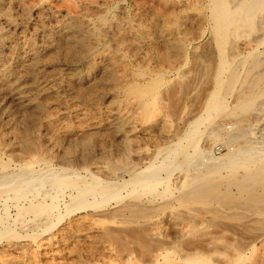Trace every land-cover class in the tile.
I'll return each mask as SVG.
<instances>
[{
	"label": "bare ground",
	"instance_id": "6f19581e",
	"mask_svg": "<svg viewBox=\"0 0 264 264\" xmlns=\"http://www.w3.org/2000/svg\"><path fill=\"white\" fill-rule=\"evenodd\" d=\"M125 1L0 0V197L11 192L20 202L31 195L49 199L19 206L18 222L29 214L48 221L64 204L105 199L127 183L124 163L141 140L135 130L155 129L169 145L144 159L148 162L136 168L130 182L156 184L162 171L182 165L198 173L177 187L176 204H124L112 216L125 229L93 228L81 236L108 242L119 252L138 247L143 257L160 251L157 264L162 259L174 264L171 248L155 238L161 224L151 220L175 205L187 210L176 216L188 224L198 220L203 225L207 216L213 226L226 218L243 232H264V148L245 134L246 122L264 111L258 98L264 89L257 91L264 84L259 51L264 47V0H130L131 11L121 6ZM242 51H247L244 59ZM189 61L192 70L182 76ZM248 61L241 79L238 65ZM233 93L236 105L229 108L226 99ZM225 112L235 119L236 131L228 137L234 149L219 163L213 159L204 165L200 127L211 126ZM123 129L128 133L120 147L118 130ZM96 147L98 155L92 158ZM4 155L19 169L11 170ZM163 155L175 159L155 166ZM58 158L64 168H53ZM169 186L161 192H174ZM74 222L84 227L81 219ZM139 222L144 225L134 228ZM8 227H2L5 235H11ZM204 233L199 234L209 244L234 249L226 264H243L248 244ZM194 249L197 253L184 262L200 260L201 249Z\"/></svg>",
	"mask_w": 264,
	"mask_h": 264
},
{
	"label": "rangeland",
	"instance_id": "374dc122",
	"mask_svg": "<svg viewBox=\"0 0 264 264\" xmlns=\"http://www.w3.org/2000/svg\"><path fill=\"white\" fill-rule=\"evenodd\" d=\"M121 6L126 7L129 11L133 9L130 0L125 1ZM25 31L29 32L27 28L25 29ZM203 42L204 40H200L197 43ZM259 51L261 53V56H264V47H261ZM246 52L247 51H242V53L244 54L242 55L243 59L248 56L245 55ZM248 64H250L249 61L247 63L241 62V64L238 65L237 70L241 79L245 78V76L247 75L245 71L249 69V67H247L249 66ZM261 68L263 67H260L259 69ZM191 70L192 64L191 61H189L187 66L181 73L182 76ZM238 85L239 83H237L235 91L236 89L238 90V88H240V85ZM261 85L258 86L257 91L264 89V84L261 83ZM197 93L198 92H195V94ZM235 96L236 95H234L233 93L227 97L226 102L229 108H232L236 105ZM258 98L260 100V103H264V94ZM194 115H196V113ZM254 117L255 118H250V121L246 122L245 134L252 140L253 143H258V145L261 144L259 146L264 148V111L261 110L259 114H256ZM176 119H178V117ZM214 119L212 120L213 123L211 124V126L208 124L207 126L200 127L202 135L198 150L204 153L200 155V162L204 165H208L213 159L216 160L215 162L219 163L222 158L226 157L234 149L230 147L228 137L230 134L236 131V128L233 127L232 123V121H234L235 119H230L227 116L226 112L222 116H217L216 119ZM175 125L176 124H174L173 126L174 129ZM218 126L220 127L218 128ZM157 131L158 130L155 129L149 131L148 129H146L143 131L140 128L135 130V133L141 140H138V143H135L134 147L130 150L129 155H127V161L124 163V165H126L125 171L128 172L125 173V175H123L122 177L126 179L125 181L127 183L124 182L119 185L118 192H112L113 194H109L105 199L96 198V200L94 198H90V201L88 200V203L75 206H72L73 202L64 204L60 206V208L58 207L56 209L55 214L48 221H43L42 218L36 216L34 217V215L29 214L25 216L23 221L18 222L15 218H17L19 206H29L30 203L36 204L37 202L46 201L47 198L44 197V195H31L29 196L28 200L20 202L12 198L11 192H9V194L7 193L5 197H0V264H157L155 256L162 254V252L160 251L155 254L153 253L148 257H143L138 251V247L136 248L135 246H132L129 247V250L127 251L119 252L116 246L108 242H105L103 240L94 241L89 237L81 236V234L86 235L89 229L93 228L101 229L102 227H106L112 230L125 229L124 224L121 221L120 223L117 222L119 219L116 218L114 220L113 217L114 212L124 204L143 203L148 206L150 205L152 207H156L163 206L169 201H173L175 203V199L180 194V192L177 190V187L179 185H182L183 182L185 183V180L190 179L198 173L196 167H193L191 169L189 166L182 165L180 169L173 168L170 172L162 171L160 174H158L159 177L155 178L156 184L153 183L151 185H146L144 184L146 182H143L141 180H131L130 182V175L135 173L136 168L146 161H144V159L153 156L155 151L159 150V146L165 148L167 147V145H169V142L165 141L164 138L161 137L162 131ZM60 133L65 136L67 135L63 130H61ZM96 133L100 134V132ZM127 133L128 132L125 129L120 131L118 130L119 138L117 139V142L120 147L125 145V143L122 142ZM150 136H152V139L149 138ZM148 138L152 141L154 139V143H151L150 140L148 141ZM155 143L157 144L155 145ZM186 147L188 148L189 146L186 145ZM238 148L239 147H235V149ZM98 149L99 147H96V149L93 148V150L90 152L92 158L98 155ZM188 152L189 154H194V151L191 147L188 148ZM2 159L3 162L8 163L7 165L11 168V170L19 169V163L14 161V159L7 158V156L5 155ZM174 159V157L172 159H167V155H163L157 161H154V165L158 166L162 162L167 164V162ZM51 164H53V168L55 169L64 168L66 166L65 162L59 158L53 160ZM82 170L84 169H80L79 171ZM93 172H95V170ZM105 175L102 176V178L107 176ZM166 185H170L169 187H171L174 192H166L167 194L161 192ZM45 186L46 187L44 189L50 191V187H48V185ZM69 194L70 192H66V196ZM115 196L116 198H114ZM108 199H110V201ZM65 200L68 201V198H66ZM47 201H49V199H47ZM81 205L84 206L81 207ZM185 211L187 212L185 208H181L175 205L173 209H167L157 215V217L154 216L151 220L156 224H161V227L160 229H158L159 231L157 232L155 238L159 241L161 240L160 242L162 243V245L171 248L170 256L171 258H173L174 264H177V261L178 264H192L184 262V259L187 256L191 257L194 253H197V250L194 248L201 249L200 253L202 254L199 253L198 257H201L200 260L193 264H226L228 262V259H230V257L236 253L234 252V249L232 247H229V249L226 250L222 245L215 246L213 244H209L210 240H208L207 237L201 236V234H199L202 232H205L207 234H211L212 232V234L208 237L215 235L213 233H221L219 235L228 242L232 241L231 243L236 242L237 244L238 242H245L246 244H248V250L246 251V258L244 257L247 261L244 259L243 264H264V237H261L262 235H264L263 231H258V233L257 231H250L248 233L243 232L239 226V223L234 222L233 225L231 223L232 221L230 222V220L226 218H220L222 220L217 221L220 224H226L225 226L223 224H219V226H213L212 223H209L210 219H208L207 216L204 218L205 222L203 225H199L200 222L196 220V224H194L196 226H194L193 224L184 222L181 218L176 216L177 213L184 214ZM80 219L85 229L84 227L81 229L76 227L74 221ZM115 222L116 224H114ZM142 224L143 223L140 222L135 223L134 228L139 229L144 225ZM2 225L4 226V228L9 226L8 228L10 229L11 235H5L4 230L6 228L2 229ZM190 226H192V229ZM235 226L236 228H234ZM196 231H198L199 233ZM233 232L234 234H232ZM244 233L247 235H245ZM253 233L255 234L253 235ZM242 235L245 237H243ZM199 237L202 240H200ZM124 239V241L128 244L129 239ZM236 239H238L239 241ZM200 241L201 244L199 243ZM196 243L198 245H194ZM184 246H186L188 250L185 249L186 247ZM156 248L157 247H155V249ZM189 248L192 249L189 250ZM104 249H109L112 255H109V251L106 252V250L104 253ZM205 252L207 253L205 254ZM159 264H166V262L162 259V261L160 260Z\"/></svg>",
	"mask_w": 264,
	"mask_h": 264
}]
</instances>
